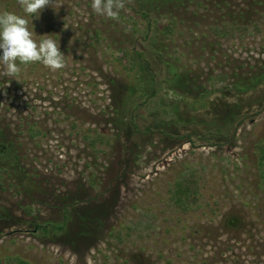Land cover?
<instances>
[{"label": "rangeland", "instance_id": "1", "mask_svg": "<svg viewBox=\"0 0 264 264\" xmlns=\"http://www.w3.org/2000/svg\"><path fill=\"white\" fill-rule=\"evenodd\" d=\"M91 3L0 0L66 59L0 75V261L264 264V0Z\"/></svg>", "mask_w": 264, "mask_h": 264}, {"label": "clouds", "instance_id": "2", "mask_svg": "<svg viewBox=\"0 0 264 264\" xmlns=\"http://www.w3.org/2000/svg\"><path fill=\"white\" fill-rule=\"evenodd\" d=\"M23 13L36 15L48 6L55 8V0H18ZM131 3V0H127ZM92 10L99 16L118 19L121 10L126 7V0H92ZM34 27V25H33ZM0 64L4 70L0 75L15 77L21 72L20 65L40 62L52 71L66 67L65 54L51 35L38 37L29 27L25 16L5 11L0 13Z\"/></svg>", "mask_w": 264, "mask_h": 264}, {"label": "trees", "instance_id": "3", "mask_svg": "<svg viewBox=\"0 0 264 264\" xmlns=\"http://www.w3.org/2000/svg\"><path fill=\"white\" fill-rule=\"evenodd\" d=\"M141 54H133L132 57L133 58H139ZM141 67L143 68V71L145 72L144 75V81H146V86H148L149 83H153V76L151 77H147L150 76L151 73L147 71V67L148 65H146V63L141 64ZM149 73L150 75H146L147 73ZM148 82V83H147ZM144 86L143 89L145 92H147V87ZM263 153H262V157H263V163H264V145H263ZM198 181L197 179L194 177V175H190L188 177H184L182 179H179L176 183V188H175V192L173 194V198L176 200L177 204L179 205V207L183 210H188L191 206L192 203L194 202V200L197 198L198 195ZM0 264H6L4 261H0ZM7 264H27L26 261L19 259V258H12L9 260V262Z\"/></svg>", "mask_w": 264, "mask_h": 264}]
</instances>
